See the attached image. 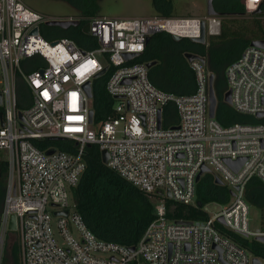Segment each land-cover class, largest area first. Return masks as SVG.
Masks as SVG:
<instances>
[{
    "label": "built area",
    "instance_id": "obj_1",
    "mask_svg": "<svg viewBox=\"0 0 264 264\" xmlns=\"http://www.w3.org/2000/svg\"><path fill=\"white\" fill-rule=\"evenodd\" d=\"M241 3L245 13L252 14L264 0ZM81 19L89 24L88 34L97 42L94 48H81L68 37L47 38L41 32L48 20ZM202 22L206 38L219 33L220 17L208 13L58 18L35 11L23 0H0V152L7 161L0 264L7 252L12 214L20 264H254L255 256L222 234L215 221L222 216L221 224L229 230L264 235L249 230V204L244 197L252 177L264 182V48L249 44L225 68L229 105L253 118L228 126L208 115L210 72L205 63L189 62L195 89L174 95L157 88L146 64L135 61L152 34L197 38ZM127 53L138 54L127 58ZM106 72L104 88L115 99L113 114L100 121H94L92 114L89 122L92 96L84 85L89 82L92 93L93 80ZM19 81L28 92L24 102L29 103L23 109H18ZM168 103L175 105V124L164 123ZM47 138L71 141L73 148L35 144ZM88 144L105 149V164L121 177L160 196L156 217L134 246L97 238L76 210L72 189L86 168ZM226 158L244 161L235 171ZM202 166L208 168L202 175L210 173L230 188L231 200L206 219L169 220L167 190L170 199L194 205L196 176Z\"/></svg>",
    "mask_w": 264,
    "mask_h": 264
},
{
    "label": "trees",
    "instance_id": "obj_2",
    "mask_svg": "<svg viewBox=\"0 0 264 264\" xmlns=\"http://www.w3.org/2000/svg\"><path fill=\"white\" fill-rule=\"evenodd\" d=\"M68 3L76 16L91 17L99 15L100 0H61ZM160 15H170L169 0H152ZM214 8L220 17V31L216 35H209L204 43L194 42L188 38L175 40L166 32L152 34L145 44L144 51L135 58L136 62L148 63L155 61L148 68V77L159 89L174 95L190 94L195 89V77L190 63L185 58L186 52H192L205 59V66L214 74V92L216 96L215 120L222 126L235 122L252 121L253 118L239 113L231 105L223 101L226 90L225 68L235 60L253 40H264V5L259 12L249 17L243 16L245 10L241 0H215ZM87 20L81 19L79 26L62 28L44 25L41 32L50 38L68 37L73 39L81 48H94L96 40L81 30ZM108 72L94 79L92 82V109L94 121L103 120L113 114L112 106L115 99L107 94L104 88ZM17 91L20 98L18 109H23L29 102H24L28 92L24 84L19 81ZM1 109V108H0ZM164 123L177 122L176 108L173 103L164 107ZM44 148L46 144L60 149L73 148L71 141L63 139H45L35 141ZM0 152V207L4 199L5 174L7 161ZM3 157V158H2ZM86 168L78 182L72 189V198L76 210L83 217L87 227L99 239L114 241L126 246L137 244L148 223L156 217L155 201L157 194H148L116 171L110 169L101 160V150L98 145L87 146L84 153ZM244 197L248 204L260 209L264 218V182L252 177L246 184ZM231 200V190L225 184L214 181L212 174H203L196 183L195 204L186 205L170 198H164L166 217L169 220L190 221L206 219L208 213L204 205L216 202L222 205ZM216 228L229 237L237 245L251 255L264 261V243L255 237L229 230L215 221ZM262 231V230H261ZM11 260L12 264H20L18 242H14L10 255H6L3 264Z\"/></svg>",
    "mask_w": 264,
    "mask_h": 264
},
{
    "label": "rangeland",
    "instance_id": "obj_3",
    "mask_svg": "<svg viewBox=\"0 0 264 264\" xmlns=\"http://www.w3.org/2000/svg\"><path fill=\"white\" fill-rule=\"evenodd\" d=\"M29 7L37 12L49 17H67L76 16V11L66 2L61 0H23ZM99 14L109 17H140V16H153L158 15L156 7L152 0H100ZM169 11L172 16H205L207 14V1L206 0H169ZM250 13H245L243 16L249 17ZM264 24V16L262 17ZM4 157V153L1 152ZM2 157V158H3ZM156 202V201H155ZM3 204V203H2ZM1 204V205H2ZM222 208V204L211 202L204 205V210L212 215ZM248 228L250 231L256 232L257 230L264 231V218L261 211L256 206L249 204L248 213ZM250 236V235H249ZM255 237V236H250ZM7 243L11 244L18 242L14 232H8L6 236ZM10 247V249H11ZM10 249L6 255H10ZM5 255V256H6ZM5 264H12L9 261Z\"/></svg>",
    "mask_w": 264,
    "mask_h": 264
},
{
    "label": "water",
    "instance_id": "obj_4",
    "mask_svg": "<svg viewBox=\"0 0 264 264\" xmlns=\"http://www.w3.org/2000/svg\"><path fill=\"white\" fill-rule=\"evenodd\" d=\"M207 1V13L210 15H217L216 10L214 8V4H213V0H206ZM260 10H257V12H259ZM47 25H53V26H59L62 28H67L69 26H79L80 22L78 20H48L46 22ZM81 30L82 32H84L85 34L89 33V24L85 23L81 26ZM33 33H37V28H34L32 30ZM173 39L175 40H180L181 37L177 36V35H171ZM149 38L146 39V41H148ZM191 41L194 42H199V43H204L206 41V37H205V31H204V23H201V33L200 36L197 38H190ZM250 45L253 46H257V47H261L264 48V40H253L250 42ZM138 53H127L126 57L130 58L133 56H136ZM185 58L187 59L188 62H191L194 59H198L200 60L202 63H205V59L195 53L192 52H186L184 54ZM155 63V61H151L146 63V66L149 68L151 65H153ZM104 71V70H103ZM103 71H101L100 73H102ZM213 82H214V74L212 72H210L209 74V83H208V93H209V105H208V115L210 118H214L215 115V107H216V96H215V92H214V86H213ZM85 91L87 93V95L89 97L92 96L91 90H90V83L86 82L84 85ZM223 101L230 104L231 103V97H230V91L227 90L224 92L223 94ZM0 104H1V94H0ZM92 114H93V110L91 109L89 111V122H91L92 120ZM262 113H258L257 116H260ZM18 116L20 119H23V116L21 114V111L18 112ZM0 118H2V112L0 111ZM88 146H90V144H88ZM52 150H48L47 153H50ZM108 159V152L103 149L101 150V160L102 162L105 164L107 162ZM226 163L229 164L235 171L240 167V165L243 163L244 158H238L236 160H230L228 158L225 159ZM208 171V168L206 166H202L201 170L199 171V173L196 176V180L198 181L200 176L202 175L203 172ZM214 181L216 183L222 184V181L219 178H215ZM232 194V191H231ZM171 194L169 192V190H167L166 192V197L170 198ZM62 213L63 215L67 214V211H62V212H55V214H60ZM217 221L220 223H224V220L222 218V216H218L217 217ZM179 223H182V221H177ZM8 228L11 232L15 231L16 229V217L14 214H12L10 216V220H9V224H8ZM255 238L257 240H259L260 242L264 243V235H257L255 236ZM11 247V244L8 242L7 246H6V250L8 251ZM133 249V248H131ZM219 252V258L222 260L221 257V252L222 250L217 247L216 248ZM254 264H258L260 262L259 258L257 257H253L252 259Z\"/></svg>",
    "mask_w": 264,
    "mask_h": 264
},
{
    "label": "flooded vegetation",
    "instance_id": "obj_5",
    "mask_svg": "<svg viewBox=\"0 0 264 264\" xmlns=\"http://www.w3.org/2000/svg\"><path fill=\"white\" fill-rule=\"evenodd\" d=\"M214 2H215V0H213V4H214ZM1 178H2V176L0 175V180H1ZM2 204V203H1ZM1 207H2V205H1ZM1 207H0V210H1Z\"/></svg>",
    "mask_w": 264,
    "mask_h": 264
}]
</instances>
